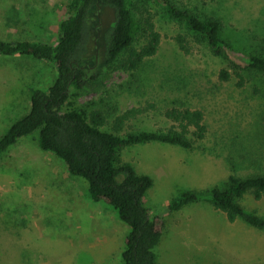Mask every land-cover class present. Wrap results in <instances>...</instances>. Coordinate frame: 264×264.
I'll list each match as a JSON object with an SVG mask.
<instances>
[{"label":"rangeland","instance_id":"374dc122","mask_svg":"<svg viewBox=\"0 0 264 264\" xmlns=\"http://www.w3.org/2000/svg\"><path fill=\"white\" fill-rule=\"evenodd\" d=\"M68 0H0V37L55 42L67 16ZM139 21L137 45L146 39L150 18L161 34L157 53L142 71L108 68L88 84L77 103L100 108L113 130L116 118L133 110L120 133L177 127L166 115L174 106L204 112L203 138L189 133L192 147L152 141L123 147V162L149 174L146 195L154 217L166 222L157 248L158 264H264V228L245 218L230 221L210 199L167 212L186 190L204 192L226 186L232 173L242 177L264 169V97L237 78L223 80L226 59L206 45L187 52L177 36L188 24L168 14L158 0H130ZM184 9L214 14L238 45L260 49L264 38V0H173ZM194 45V44H193ZM56 66L32 56H0V136L30 110V84L50 86ZM21 99V100H20ZM81 180V181H80ZM83 177L25 135L0 160V264H119L130 226L110 204L91 199ZM249 213L264 217V198L238 199ZM166 210V211H165Z\"/></svg>","mask_w":264,"mask_h":264},{"label":"trees","instance_id":"16d2710c","mask_svg":"<svg viewBox=\"0 0 264 264\" xmlns=\"http://www.w3.org/2000/svg\"><path fill=\"white\" fill-rule=\"evenodd\" d=\"M158 1L168 14L187 22L192 39L183 34L177 36L183 50L208 46L227 61L220 70L221 79L236 77L239 86L250 83L253 92L264 97V38L260 49H249L225 33L224 22L217 15H201L181 8L173 0ZM61 7L67 16L60 22L54 43L0 37V56H32L54 64L57 70L56 80L47 88L30 84V92L23 96L29 97L30 110L0 136V160L23 136L37 133L43 150L59 156L72 176L87 181L91 199L112 205L130 226L119 264H158L157 248L164 240L166 222L154 217L146 199L153 178L123 162L119 152L125 146L152 141L192 147L189 133L196 138L206 135L204 112L174 106L166 110V115L177 127L122 134L127 116L133 113L130 110L115 119L117 128L108 130L105 125L109 118L104 110H87L77 100L88 84L110 67L133 74L142 71L147 58L157 53L161 34L148 18L147 41L142 45L135 43L139 21L130 0H68ZM247 194L258 200L264 198V169L261 174L248 177L232 173L226 186L210 191H183L171 200L167 212L172 214L206 198L230 221L242 217L264 228V217L247 212L239 203L238 199Z\"/></svg>","mask_w":264,"mask_h":264}]
</instances>
